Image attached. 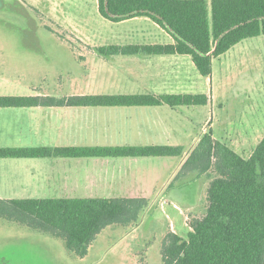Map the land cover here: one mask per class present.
Instances as JSON below:
<instances>
[{
  "label": "rangeland",
  "instance_id": "obj_1",
  "mask_svg": "<svg viewBox=\"0 0 264 264\" xmlns=\"http://www.w3.org/2000/svg\"><path fill=\"white\" fill-rule=\"evenodd\" d=\"M160 29L164 31L144 18L111 21L100 15L96 0H0V95L145 93L144 72L138 70L137 62L125 55H102L96 48L147 43ZM168 40L166 34L157 39ZM203 86L211 99L205 109L201 107L206 122L204 126H190L189 137L184 135L187 141L177 144L183 148V155L211 130L216 139L247 158L264 135V34L245 38L214 57L211 76L198 89ZM21 108L27 107L0 109L10 117L26 110ZM78 108L89 109L90 119L95 115L90 111L111 107ZM86 133L87 138L76 140L79 136L72 130L65 143H112L94 123ZM56 134L48 121L23 124L8 129L6 136L0 134V145L60 143ZM151 158L154 162L181 160V156ZM186 169L172 181L177 186L168 187L160 196L155 192L143 197L149 204L135 224L104 227L84 256L69 250L60 236L0 218V264H162L165 235L172 230L186 237L190 230L187 220L200 216L205 209L210 177ZM22 193L1 198H52Z\"/></svg>",
  "mask_w": 264,
  "mask_h": 264
},
{
  "label": "trees",
  "instance_id": "obj_2",
  "mask_svg": "<svg viewBox=\"0 0 264 264\" xmlns=\"http://www.w3.org/2000/svg\"><path fill=\"white\" fill-rule=\"evenodd\" d=\"M101 16L111 21L148 18L172 38L166 43L99 46L112 55L191 57L201 76L210 77L212 59L248 37L264 34V0H96ZM204 93L81 94L68 97L0 95L8 107H119L205 105ZM179 145L4 146L0 158L164 157L180 156ZM188 168L210 177L205 209L187 220L186 237L169 231L161 247L162 264H264V135L244 158L205 132L183 161L174 179ZM189 172V171H188ZM173 179V180H174ZM172 183V182H171ZM147 198H0V218L64 239L84 256L107 225L135 224Z\"/></svg>",
  "mask_w": 264,
  "mask_h": 264
},
{
  "label": "crops",
  "instance_id": "obj_3",
  "mask_svg": "<svg viewBox=\"0 0 264 264\" xmlns=\"http://www.w3.org/2000/svg\"><path fill=\"white\" fill-rule=\"evenodd\" d=\"M156 33H150L151 39L147 43L172 41L165 30L160 29ZM161 34H166L169 40L158 42ZM125 56L128 60L137 62L138 70L144 72L145 93H204V86L200 89L202 91L198 86L202 83L206 85L209 77L200 75L189 55ZM208 98L209 102L205 105L119 106L108 108L107 111L96 108V112L90 111V114L95 113L91 114L90 119L87 108L27 107L21 108L26 110L12 113L10 117L4 114L5 110L0 109V134L6 136L8 129L14 130L23 124H46L48 121V126H54L57 130L56 139L60 143L38 146L177 145L187 141L184 135L186 133L189 137L192 130L190 126H204L206 113L201 107L205 109L211 104V99L209 96ZM199 112H202V117H199ZM93 123L101 133L110 137L112 143L87 144L76 141L87 138L86 131ZM72 130L79 137L71 141L73 143H65L70 140L69 132ZM192 140L190 142L195 144L198 138ZM192 148L185 155H180L181 160L177 162H154L151 157L0 158V198L16 196L19 192L27 196L52 198L148 197L155 192L156 196H160L163 190L178 185L172 181ZM169 163L174 165L169 167ZM164 170L166 173L162 174Z\"/></svg>",
  "mask_w": 264,
  "mask_h": 264
}]
</instances>
